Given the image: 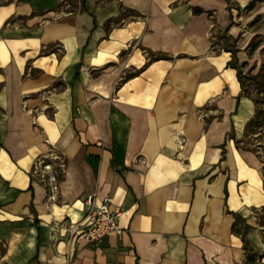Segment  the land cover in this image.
I'll return each mask as SVG.
<instances>
[{
	"label": "crops",
	"instance_id": "0c3cea01",
	"mask_svg": "<svg viewBox=\"0 0 264 264\" xmlns=\"http://www.w3.org/2000/svg\"><path fill=\"white\" fill-rule=\"evenodd\" d=\"M0 2L3 264L264 261V0ZM256 140L257 143H253ZM52 152L58 199L34 172ZM109 195L121 233L71 239Z\"/></svg>",
	"mask_w": 264,
	"mask_h": 264
},
{
	"label": "built area",
	"instance_id": "2783aa9c",
	"mask_svg": "<svg viewBox=\"0 0 264 264\" xmlns=\"http://www.w3.org/2000/svg\"><path fill=\"white\" fill-rule=\"evenodd\" d=\"M61 158L59 154L52 152L48 158L39 157L34 165V172L41 171L46 176L50 205L58 199L60 191L58 172L53 161ZM86 204L88 211L82 220H56L55 227L69 232L71 239L85 240L91 244L99 243L109 234L122 232L120 218L123 212L111 207L109 195L99 197L95 192L87 197Z\"/></svg>",
	"mask_w": 264,
	"mask_h": 264
},
{
	"label": "rangeland",
	"instance_id": "374dc122",
	"mask_svg": "<svg viewBox=\"0 0 264 264\" xmlns=\"http://www.w3.org/2000/svg\"><path fill=\"white\" fill-rule=\"evenodd\" d=\"M6 2V0H0ZM63 8L67 11H76L79 8L78 0H62ZM248 89L255 95L261 107H264V50L257 54V58L250 64H245L242 69ZM257 143L256 140H252ZM3 246L0 244V264L2 261ZM256 264H264L263 260Z\"/></svg>",
	"mask_w": 264,
	"mask_h": 264
},
{
	"label": "trees",
	"instance_id": "16d2710c",
	"mask_svg": "<svg viewBox=\"0 0 264 264\" xmlns=\"http://www.w3.org/2000/svg\"><path fill=\"white\" fill-rule=\"evenodd\" d=\"M259 116L264 118V110H260V111L258 112V118H257V121H254V122H253V123H255L256 125H258V123H260V122H259Z\"/></svg>",
	"mask_w": 264,
	"mask_h": 264
}]
</instances>
